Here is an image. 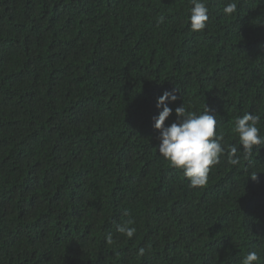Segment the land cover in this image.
<instances>
[{
	"label": "trees",
	"instance_id": "trees-1",
	"mask_svg": "<svg viewBox=\"0 0 264 264\" xmlns=\"http://www.w3.org/2000/svg\"><path fill=\"white\" fill-rule=\"evenodd\" d=\"M229 2L193 32L190 0H0V264H264V145L191 188L153 127L177 89L165 126L206 104L238 156V116L264 136V0Z\"/></svg>",
	"mask_w": 264,
	"mask_h": 264
},
{
	"label": "clouds",
	"instance_id": "clouds-1",
	"mask_svg": "<svg viewBox=\"0 0 264 264\" xmlns=\"http://www.w3.org/2000/svg\"><path fill=\"white\" fill-rule=\"evenodd\" d=\"M189 26L193 32H202L209 22L208 0H190ZM237 4L230 0L224 8L225 15L231 16L236 13ZM163 17L158 21L163 22ZM177 89L165 91L157 100L156 107L161 109L159 115L153 117V127L159 131L160 144L159 155L175 169L181 170L183 176L188 180L191 188L205 186L209 174L213 168L221 162V157L228 156V163L232 166L240 164L241 159L248 160L253 154L254 146L264 145V136L260 135L258 125L261 116L246 112L238 116L232 131L238 136L239 151L242 157L237 155L238 148L225 142V134L217 131V117L211 114L206 106L203 112L197 113L185 108L184 103L175 108V122L165 126V121L173 114V109L168 105L177 100L175 94ZM242 146V150H241ZM256 178V175L252 177ZM132 219L117 225V232L131 239L136 233ZM107 243H113L111 233L107 235ZM144 248L137 253L143 256ZM260 257L257 252L252 251L245 255L241 264H259Z\"/></svg>",
	"mask_w": 264,
	"mask_h": 264
}]
</instances>
